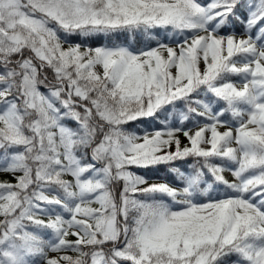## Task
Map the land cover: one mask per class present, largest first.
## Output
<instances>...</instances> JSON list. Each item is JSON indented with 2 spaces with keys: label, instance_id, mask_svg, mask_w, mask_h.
I'll return each mask as SVG.
<instances>
[{
  "label": "snow or ice",
  "instance_id": "1",
  "mask_svg": "<svg viewBox=\"0 0 264 264\" xmlns=\"http://www.w3.org/2000/svg\"><path fill=\"white\" fill-rule=\"evenodd\" d=\"M0 264H264V0H0Z\"/></svg>",
  "mask_w": 264,
  "mask_h": 264
},
{
  "label": "rangeland",
  "instance_id": "2",
  "mask_svg": "<svg viewBox=\"0 0 264 264\" xmlns=\"http://www.w3.org/2000/svg\"><path fill=\"white\" fill-rule=\"evenodd\" d=\"M185 143H186V141H185ZM229 179H231V177L229 176Z\"/></svg>",
  "mask_w": 264,
  "mask_h": 264
},
{
  "label": "trees",
  "instance_id": "3",
  "mask_svg": "<svg viewBox=\"0 0 264 264\" xmlns=\"http://www.w3.org/2000/svg\"><path fill=\"white\" fill-rule=\"evenodd\" d=\"M2 178H7V177H2Z\"/></svg>",
  "mask_w": 264,
  "mask_h": 264
}]
</instances>
